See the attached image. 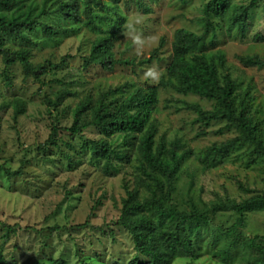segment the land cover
Listing matches in <instances>:
<instances>
[{
  "label": "rangeland",
  "instance_id": "rangeland-1",
  "mask_svg": "<svg viewBox=\"0 0 264 264\" xmlns=\"http://www.w3.org/2000/svg\"><path fill=\"white\" fill-rule=\"evenodd\" d=\"M207 0H100L92 6L94 21L101 28L86 24L84 0H27L21 11L33 7L31 17L53 29H66L49 36L40 27L35 32L10 34V49L28 47L34 66L45 65L40 80L26 75L16 61L6 66L0 55V257L8 264H35L63 258L68 264H130L137 252L132 234L120 223L124 198L142 177L139 143L146 129L155 131L154 147L168 148L178 141L179 152H186L174 181L168 204L189 211L191 203L205 209L226 196L237 200L264 193V154L248 143L227 145L239 134L223 120L209 124L197 120L194 105L210 111L215 100L194 93H182L161 85L172 57L176 29L184 27L198 33L205 29L203 5ZM250 4L251 0H233ZM73 3L80 20L68 18L58 10L60 3ZM35 5V7H34ZM107 6L113 7L109 10ZM213 17L216 37L208 48L221 50V80L229 74L237 93L251 95V114L264 121V67L244 64L240 57L264 58V0L251 9L250 27L245 37L237 29L228 30L229 14ZM114 38V64H84L98 36L121 22ZM262 37L255 38L259 34ZM207 36V41L209 39ZM164 39V44L160 45ZM158 49L155 54L153 51ZM157 88V101L143 131L130 135L117 131L106 136L99 128H84L85 137L67 131L57 144H46L53 124L71 126L74 110L83 101L95 103L104 98L118 104L137 89ZM65 88L71 91L57 107H48L46 97ZM119 88V89H117ZM113 90L109 94L107 91ZM25 101L15 117L14 98ZM91 118L88 109L83 121ZM88 138H104L124 155L113 158L109 169L91 157ZM225 146V151L209 148ZM21 168L18 175L7 169ZM244 186L252 191H244ZM148 195L139 188V197ZM211 223L194 237L197 255L175 257L171 264H249L257 256L247 246L235 242L226 228L235 220L233 212L211 214ZM4 223L15 225L8 232ZM241 236L264 235V209L246 215Z\"/></svg>",
  "mask_w": 264,
  "mask_h": 264
},
{
  "label": "trees",
  "instance_id": "trees-1",
  "mask_svg": "<svg viewBox=\"0 0 264 264\" xmlns=\"http://www.w3.org/2000/svg\"><path fill=\"white\" fill-rule=\"evenodd\" d=\"M27 0H0V55L5 65L9 66L18 61L26 75H32L40 80V73L44 72L45 65L34 66L30 60V49L20 47L10 49L6 45L10 34H25V31L35 32L38 27L47 35H57L66 29H53L52 26L40 21L41 13L46 12L45 4L39 15L31 17L34 8L21 11ZM118 0H114L117 2ZM186 1V0H183ZM258 0H251L246 5L233 3V0H207L203 5L205 29L198 33L188 28H178L174 33L172 42V57L167 66L166 74L161 78V85L172 87L182 93H194L215 100V108L207 111L194 105L197 120L209 124L212 120H223L227 127L234 128L239 134L228 141L227 145L248 143L253 145L257 153L264 154V121H257L251 114V95L245 91L237 93L235 83L229 74L221 80L219 73L220 64L225 63L221 50L211 51L208 46L216 37L217 24L213 17L223 18L229 14L228 30L237 29L241 37H245L250 27L251 9ZM86 24L91 29L101 28L93 20L92 6L101 4L100 0H84ZM35 7V5H34ZM109 10L114 8L107 6ZM58 10L66 17L80 20L76 6L73 3H60ZM121 22L110 26L109 33L98 36L92 43L91 53L84 59V64L100 62L105 67L114 64L112 52L114 38L122 29ZM209 36L208 42L207 36ZM255 38L262 37L259 34ZM164 44V39L160 45ZM155 49L153 53L157 52ZM240 60L249 66L264 67V58L256 56L240 57ZM42 82V80H40ZM43 83V82H42ZM119 89V88H117ZM107 91L105 94L111 93ZM71 94L65 88L59 89L53 97L47 96L48 107H57L64 98ZM157 101V88L152 87L148 91L137 89L118 104H112L98 99L95 103L92 99L81 102L74 110V120L69 127L53 124L49 138L40 147L46 144H57L60 134L67 131L81 138L85 137L84 128L95 126L106 136L117 131L130 135L132 132L143 131L151 118ZM15 106V117L24 110L25 101L16 97L11 102ZM90 109L91 118L83 121V114ZM155 131L146 129L139 143L140 170L139 178L133 190L127 191L124 198L123 211L120 223L129 230L133 236L134 247L137 255L130 264H171L175 257L197 255L194 237L203 226L211 223V214L218 212H233L236 220L226 228V232L234 237L235 242L247 246L257 253L255 258L249 259V264H264V235L241 236V228L246 223V215L255 209H264V193L253 194L247 198L237 200L226 196L212 202L205 209H199L195 203H191L189 211L180 210L176 205L168 204L171 192L174 189V181L181 168L186 152H179L178 141L172 142V146L166 147L164 143L155 148ZM89 147L91 157L100 161L104 159V166L109 169L113 164V158L120 159L124 155L119 148L112 146L106 139L85 140V146ZM220 145L209 148V151L220 153L225 151V146ZM21 168L7 169L8 175L21 174ZM145 187L148 195L139 197V188ZM244 191H252L244 186ZM8 232H15V225L3 224ZM0 264L5 263L0 257ZM35 264H68L63 258L54 259L52 262L37 261ZM222 264H232L231 261H223Z\"/></svg>",
  "mask_w": 264,
  "mask_h": 264
}]
</instances>
